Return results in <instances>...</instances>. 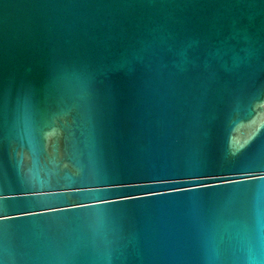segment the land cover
<instances>
[{"label": "water", "instance_id": "1", "mask_svg": "<svg viewBox=\"0 0 264 264\" xmlns=\"http://www.w3.org/2000/svg\"><path fill=\"white\" fill-rule=\"evenodd\" d=\"M264 0H0V264H264Z\"/></svg>", "mask_w": 264, "mask_h": 264}, {"label": "snow or ice", "instance_id": "2", "mask_svg": "<svg viewBox=\"0 0 264 264\" xmlns=\"http://www.w3.org/2000/svg\"><path fill=\"white\" fill-rule=\"evenodd\" d=\"M260 179H264V177H261Z\"/></svg>", "mask_w": 264, "mask_h": 264}]
</instances>
